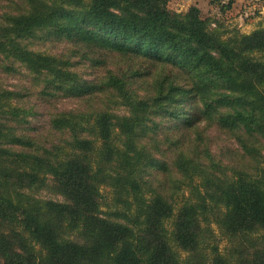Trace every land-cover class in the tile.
Here are the masks:
<instances>
[{
  "label": "trees",
  "instance_id": "16d2710c",
  "mask_svg": "<svg viewBox=\"0 0 264 264\" xmlns=\"http://www.w3.org/2000/svg\"><path fill=\"white\" fill-rule=\"evenodd\" d=\"M167 1L12 0L0 18L3 69L78 102L47 143L0 89V264H264V27L227 34ZM50 36L125 69L85 80L25 45ZM210 129L238 148L212 153Z\"/></svg>",
  "mask_w": 264,
  "mask_h": 264
},
{
  "label": "rangeland",
  "instance_id": "374dc122",
  "mask_svg": "<svg viewBox=\"0 0 264 264\" xmlns=\"http://www.w3.org/2000/svg\"><path fill=\"white\" fill-rule=\"evenodd\" d=\"M12 0H0V18L14 9ZM15 2V0H14ZM229 6L230 8L228 9ZM190 8H197L200 18L208 22L212 29L218 28L220 32H237L239 35L249 36L264 27V0H168L167 9L176 14H184ZM227 9V10H226ZM30 51L39 52L45 55L61 56L65 60L71 57L74 49L70 44L63 42L59 38L43 37L25 43ZM108 59V60H107ZM106 65L97 61L94 55L87 53H76L70 58L73 70L85 80L97 81L103 78L106 73L116 68L125 69L124 60L114 59V53H110ZM116 60L117 65L114 63ZM264 60V58H263ZM132 70L153 72L157 71L149 61L142 58H134L130 61ZM6 62L0 57V89L10 90L19 93L22 102L27 108L33 109V116L29 119V126L33 129L31 133L39 141H52L58 135L49 128L50 115L63 111L76 110L78 102L75 100L50 99L40 94L41 85L33 80L31 76L19 64H14L12 72H6L3 66ZM129 74V73H128ZM127 74V75H128ZM146 82H150V77ZM118 114H122V109H116ZM208 146L212 153H218L226 149L235 151L238 146L235 142L223 134H219L214 129L206 131ZM206 142V144H207ZM39 196L46 199H58L48 191L40 192ZM222 248L223 244L220 245Z\"/></svg>",
  "mask_w": 264,
  "mask_h": 264
}]
</instances>
